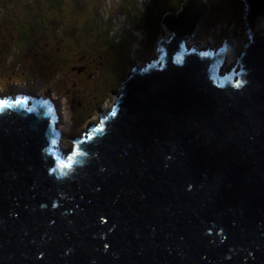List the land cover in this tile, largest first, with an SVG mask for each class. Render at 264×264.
Here are the masks:
<instances>
[{"label":"water","instance_id":"obj_1","mask_svg":"<svg viewBox=\"0 0 264 264\" xmlns=\"http://www.w3.org/2000/svg\"><path fill=\"white\" fill-rule=\"evenodd\" d=\"M238 1L231 72L185 1L67 151L50 91L0 89V264H264V0Z\"/></svg>","mask_w":264,"mask_h":264},{"label":"rangeland","instance_id":"obj_2","mask_svg":"<svg viewBox=\"0 0 264 264\" xmlns=\"http://www.w3.org/2000/svg\"><path fill=\"white\" fill-rule=\"evenodd\" d=\"M149 1L0 0V89L50 91L62 110L59 145L69 150L111 104L130 65L141 68L156 60L158 39L173 36L162 27L150 44L144 40L143 18L156 22L169 7L176 15L182 10L179 2L188 0H162L158 8ZM204 2V22L186 46L218 51L226 44L220 69L225 75L235 67L245 43L244 5L238 0Z\"/></svg>","mask_w":264,"mask_h":264},{"label":"trees","instance_id":"obj_3","mask_svg":"<svg viewBox=\"0 0 264 264\" xmlns=\"http://www.w3.org/2000/svg\"><path fill=\"white\" fill-rule=\"evenodd\" d=\"M159 1H162V0H150L149 1V4L151 5V7L152 8H158V6H160V2ZM163 2H164V0H163ZM183 2L184 1H180L179 2V7L180 8H182V5H183ZM57 3V5L59 6V1H57L56 2ZM136 3V2H135ZM179 11V10H178ZM178 11H176V12H178ZM105 12H108V9H105L104 11H103V13L105 14ZM174 14H175V12H174V10L173 9H171L170 7L169 8H167V10L166 11H164V13H162L160 16H159V18H158V21H156V22H154V21H151V19L149 18V17H147V18H143V24H145L146 25V29H147V31H146V33H147V38H146V36H145V39L144 40H149V42H150V44H152L153 42H154V40L155 39H157L160 35H159V31L161 32V30H162V27H164L163 26V19H164V17L166 16V15H170V17H173V19H172V21L173 22H176L177 23V19H179V17L181 18L182 17V15L183 14H180L178 17H175L174 16ZM175 17V18H174ZM54 18V17H53ZM50 20L49 21H51V22H53V23H55L54 22V20L52 19V18H49ZM203 20V21H202ZM201 22V23H200ZM200 25H202L203 24V22H204V19L202 18L201 20H200ZM154 27V28H153ZM201 27V26H200ZM199 27V28H200ZM151 29V30H150ZM198 31V30H197Z\"/></svg>","mask_w":264,"mask_h":264},{"label":"snow or ice","instance_id":"obj_4","mask_svg":"<svg viewBox=\"0 0 264 264\" xmlns=\"http://www.w3.org/2000/svg\"><path fill=\"white\" fill-rule=\"evenodd\" d=\"M237 86H239V85H237Z\"/></svg>","mask_w":264,"mask_h":264}]
</instances>
